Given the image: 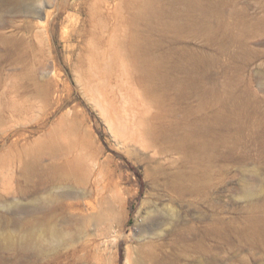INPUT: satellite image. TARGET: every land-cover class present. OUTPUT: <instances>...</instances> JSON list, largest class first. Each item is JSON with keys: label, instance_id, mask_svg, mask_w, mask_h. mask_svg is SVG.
Wrapping results in <instances>:
<instances>
[{"label": "rangeland", "instance_id": "374dc122", "mask_svg": "<svg viewBox=\"0 0 264 264\" xmlns=\"http://www.w3.org/2000/svg\"><path fill=\"white\" fill-rule=\"evenodd\" d=\"M0 264H264V0H0Z\"/></svg>", "mask_w": 264, "mask_h": 264}, {"label": "bare ground", "instance_id": "6f19581e", "mask_svg": "<svg viewBox=\"0 0 264 264\" xmlns=\"http://www.w3.org/2000/svg\"><path fill=\"white\" fill-rule=\"evenodd\" d=\"M52 235H54V234H52ZM57 236V235H56Z\"/></svg>", "mask_w": 264, "mask_h": 264}]
</instances>
